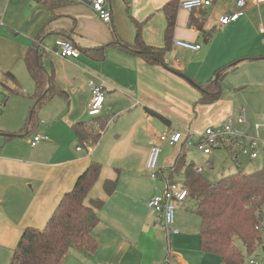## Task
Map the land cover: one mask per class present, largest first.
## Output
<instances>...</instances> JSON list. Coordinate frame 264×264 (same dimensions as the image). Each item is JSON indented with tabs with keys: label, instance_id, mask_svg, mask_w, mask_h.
I'll return each instance as SVG.
<instances>
[{
	"label": "crops",
	"instance_id": "crops-1",
	"mask_svg": "<svg viewBox=\"0 0 264 264\" xmlns=\"http://www.w3.org/2000/svg\"><path fill=\"white\" fill-rule=\"evenodd\" d=\"M92 1L0 0V264H9L25 227L46 224L63 194L92 161L102 165L86 199L102 201L92 231L97 248L92 253L70 250L62 264H222L217 255L200 249V218L190 209L191 201L175 202L177 231L168 239L162 214L147 204L164 191L168 179L182 184L183 172H173L182 142L161 144L155 178L146 162L159 134L179 130L184 137L188 131L196 136L229 116L236 118L244 108L261 149L256 158H242L240 166L230 162L241 169L248 159L244 169L249 171L264 167V3L247 0L237 19L222 25L219 17L236 10L235 0H211L195 10L204 13L197 16L204 30L211 31L206 39L204 32L190 25L191 11L176 0L172 40L198 43L200 48L172 42L165 63L151 64L112 44L113 30L130 44L139 22L143 40L163 46L167 25L163 6L171 0H106L109 22L94 14ZM39 35L44 69L63 93L37 106L29 124L36 95L24 56ZM58 36L70 39L79 55L56 54ZM223 67L219 98L201 103L202 91L196 84L212 80ZM89 80L104 85V112L114 117L95 143L80 144L72 125L89 118ZM234 123L246 129L245 124ZM37 134L43 138L32 145ZM216 150L202 153L200 162H190L215 170ZM206 161L213 163L211 168ZM106 180L115 181L111 193L105 190ZM261 216V244L251 255L258 264H264V204Z\"/></svg>",
	"mask_w": 264,
	"mask_h": 264
},
{
	"label": "trees",
	"instance_id": "trees-1",
	"mask_svg": "<svg viewBox=\"0 0 264 264\" xmlns=\"http://www.w3.org/2000/svg\"><path fill=\"white\" fill-rule=\"evenodd\" d=\"M178 2L171 0L163 6L167 25L163 46L147 44L141 34V25L136 24L133 43H124L113 30L114 42L125 52L138 55L151 64H164L167 53L172 48L173 31L176 23ZM193 8L189 18L190 25L204 32L206 39L211 31H205L203 20L198 18ZM41 35L27 49L24 60L35 83V103L28 116V123L34 122L35 111L53 94H62L58 90L52 75L48 74L42 64L43 51ZM232 66V65H230ZM227 67V66H226ZM226 67L217 70L215 77L205 84H196L202 91L201 103H211L219 98L221 80ZM217 79L215 80V78ZM195 84V83H194ZM163 118L160 114H156ZM78 142H96L100 134L93 132L84 122L72 125ZM102 165L92 161L78 175L72 188L66 191L41 227L24 228L9 264H62L70 250L92 253L97 248V241L92 231L99 221L97 208L102 205L99 199L86 202L89 191L99 178ZM183 172L182 185L187 190L186 201L200 218L199 245L203 252L217 255L222 264H245V253L252 255L261 244L262 226L261 209L264 204V167L253 171L237 170L211 181L202 172L194 170L192 162L185 161L184 148L175 161L173 172ZM104 187L111 193L115 187L114 180H106ZM242 243L243 249L237 245Z\"/></svg>",
	"mask_w": 264,
	"mask_h": 264
},
{
	"label": "built area",
	"instance_id": "built-area-1",
	"mask_svg": "<svg viewBox=\"0 0 264 264\" xmlns=\"http://www.w3.org/2000/svg\"><path fill=\"white\" fill-rule=\"evenodd\" d=\"M256 3H264V0H254ZM211 0H182L180 6L191 11L193 8L207 6ZM247 0H235L236 10L231 14H225L219 17L218 21L224 25L236 20L246 6ZM91 8L100 19L105 22L111 20V11L106 6V0H93ZM175 45L186 49H198L200 44L192 43L186 40H174ZM55 53L62 57L78 56L79 50L73 42L63 36H58L54 41ZM90 96L87 102V114L89 118L84 121L85 125L91 127L96 134H102L106 127L113 119V115L106 114L105 109V88L100 82L88 81ZM246 125V129H239L235 126L234 121ZM249 124L245 117V110L241 108L236 118L229 116L226 120L217 127H206L202 133L194 136L190 131L187 135L182 136L181 131L174 130L172 132H163L158 135V143L153 144L150 148L149 156L146 162V167L150 172V176L155 178L158 175V158L161 152V144L174 145L182 142L184 149H192L210 155L214 149L224 148L229 158L236 166L242 164L241 159L248 157L256 158L261 149V139L249 129ZM43 136L35 135L31 141L35 145ZM264 147V145H263ZM80 148V146H78ZM264 149V148H263ZM213 163L206 161L205 166L211 168ZM196 172H203L204 167L194 165ZM187 190L182 184L167 180V185L161 194L152 196L147 204L150 208L160 212L163 216V227L167 239L177 230L174 227L175 221V202L186 201ZM1 201V199H0ZM153 264H162L156 261ZM250 264H258L256 259H250Z\"/></svg>",
	"mask_w": 264,
	"mask_h": 264
},
{
	"label": "rangeland",
	"instance_id": "rangeland-1",
	"mask_svg": "<svg viewBox=\"0 0 264 264\" xmlns=\"http://www.w3.org/2000/svg\"><path fill=\"white\" fill-rule=\"evenodd\" d=\"M216 151H219V152H216V156L219 157V161L216 160L218 162L216 169L215 170H207L205 168V170L203 172V175L211 181L217 180V179L221 178L222 176H224L225 174L232 173L235 170H243L244 166H246V163L248 162V159H244L241 169L232 167V164H231L230 158H229L230 154H228V152L224 148L216 150ZM191 160L196 161V162H200L203 160V154L197 150H186V162H190ZM212 160H213V163L216 165L215 159H212ZM250 169L251 168L247 167L244 170L249 171ZM237 245L241 249H243L242 243L240 241H237ZM250 259H251V256L247 255L245 253V264H249ZM258 259H259V261L261 260V258H258Z\"/></svg>",
	"mask_w": 264,
	"mask_h": 264
},
{
	"label": "water",
	"instance_id": "water-1",
	"mask_svg": "<svg viewBox=\"0 0 264 264\" xmlns=\"http://www.w3.org/2000/svg\"><path fill=\"white\" fill-rule=\"evenodd\" d=\"M217 79V77L215 78V80Z\"/></svg>",
	"mask_w": 264,
	"mask_h": 264
}]
</instances>
